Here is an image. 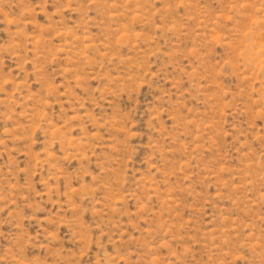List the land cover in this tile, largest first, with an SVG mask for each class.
Instances as JSON below:
<instances>
[{
	"label": "rangeland",
	"instance_id": "rangeland-1",
	"mask_svg": "<svg viewBox=\"0 0 264 264\" xmlns=\"http://www.w3.org/2000/svg\"><path fill=\"white\" fill-rule=\"evenodd\" d=\"M0 264H264V0H0Z\"/></svg>",
	"mask_w": 264,
	"mask_h": 264
}]
</instances>
